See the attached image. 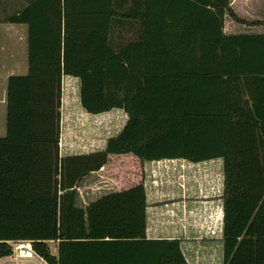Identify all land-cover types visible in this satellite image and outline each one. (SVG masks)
Here are the masks:
<instances>
[{
  "label": "trees",
  "instance_id": "trees-1",
  "mask_svg": "<svg viewBox=\"0 0 264 264\" xmlns=\"http://www.w3.org/2000/svg\"><path fill=\"white\" fill-rule=\"evenodd\" d=\"M113 1L32 0L7 19L28 25V72L6 84L0 241L32 240L48 264H188L178 240L146 237L142 183L85 208L76 205V186L109 155L222 157L224 264H264V33L223 34L226 13L242 22L229 0H144L140 17L161 22L159 43L146 25L145 42L115 50L107 26L125 14ZM228 47L234 53L223 59L218 51ZM137 51L148 57L134 74ZM63 76L79 79L86 112L129 114L104 150L59 157ZM8 253L0 242V257Z\"/></svg>",
  "mask_w": 264,
  "mask_h": 264
},
{
  "label": "crops",
  "instance_id": "crops-1",
  "mask_svg": "<svg viewBox=\"0 0 264 264\" xmlns=\"http://www.w3.org/2000/svg\"><path fill=\"white\" fill-rule=\"evenodd\" d=\"M32 0H0V137L6 132V84L10 75H25L28 72V25L8 22L9 16L17 14ZM115 10L124 16L114 15L107 26L108 43L119 50L128 43L145 42L149 28V40L153 44L160 41L161 22L145 23L141 16L144 0H114ZM121 3V7L120 6ZM229 6L242 22L234 20L227 13L224 16L222 32L230 36L261 35L264 26V0H229ZM153 34H152V31ZM229 50V52L227 51ZM220 49L218 54L227 57L234 51ZM148 57L137 51V62L131 73H144L141 63ZM154 60L160 55L153 54ZM229 57V56H228ZM141 61V62H140ZM127 65V63H125ZM134 65V64H133ZM221 69V70H220ZM223 68H219L222 72ZM224 69H227L226 67ZM232 72L235 69L233 66ZM5 72L4 76L1 73ZM240 73V72H239ZM225 76V75H224ZM74 79L78 87L80 110L77 121L85 134L79 136V143L86 150L71 155L89 154L102 151L110 137L118 135L129 120L124 109L114 108L99 114L86 112L79 98L80 81ZM101 121L106 126V134L100 138L97 125ZM59 144V143H58ZM74 145V147H75ZM65 153V152H64ZM60 157L67 154L59 153ZM142 183L146 195V237L148 239L178 240L180 250L188 264H224V159L210 158L191 161L186 158H161L140 161L132 154L109 155V160L98 171L87 174L76 186L85 208L104 194L120 191ZM109 189L101 192V188ZM56 242V241H49ZM57 254V242L55 244Z\"/></svg>",
  "mask_w": 264,
  "mask_h": 264
},
{
  "label": "rangeland",
  "instance_id": "rangeland-1",
  "mask_svg": "<svg viewBox=\"0 0 264 264\" xmlns=\"http://www.w3.org/2000/svg\"><path fill=\"white\" fill-rule=\"evenodd\" d=\"M2 15V11H0V16ZM1 39L5 38L4 34H0ZM5 72L1 73V76H4ZM17 75V74H15ZM78 87L74 79L63 78L61 82V101L59 108V144H58V154L60 150L62 154H67L70 156L71 154H75V152H81V150H86V147L82 145H75L81 141L79 136L85 134V131L81 129L80 123L77 121V115L80 110V105L78 101L77 95ZM101 133H99V137L102 138L105 136L106 126H102L101 121L97 125ZM75 145V147H74ZM65 152V153H64ZM60 157V156H59ZM109 189L105 187L101 188V192H108ZM78 197L77 204L79 206H85V204L81 201V197ZM56 242H48V247L51 253L56 251L55 247Z\"/></svg>",
  "mask_w": 264,
  "mask_h": 264
},
{
  "label": "built area",
  "instance_id": "built-area-1",
  "mask_svg": "<svg viewBox=\"0 0 264 264\" xmlns=\"http://www.w3.org/2000/svg\"><path fill=\"white\" fill-rule=\"evenodd\" d=\"M9 253L0 257V264H48L33 248V241L29 239L3 240Z\"/></svg>",
  "mask_w": 264,
  "mask_h": 264
}]
</instances>
